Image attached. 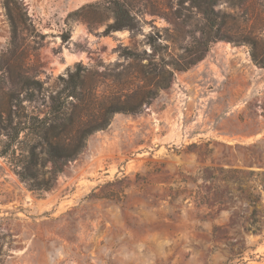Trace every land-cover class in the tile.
<instances>
[{
  "label": "rangeland",
  "instance_id": "1",
  "mask_svg": "<svg viewBox=\"0 0 264 264\" xmlns=\"http://www.w3.org/2000/svg\"><path fill=\"white\" fill-rule=\"evenodd\" d=\"M114 1L0 0V104L14 95L42 117L48 102L25 101L22 77L50 91L77 64L147 71L213 42L141 113L90 135L48 191L0 157V264H264V0H215L209 22L196 4L211 0H118L140 31L106 34Z\"/></svg>",
  "mask_w": 264,
  "mask_h": 264
},
{
  "label": "trees",
  "instance_id": "2",
  "mask_svg": "<svg viewBox=\"0 0 264 264\" xmlns=\"http://www.w3.org/2000/svg\"><path fill=\"white\" fill-rule=\"evenodd\" d=\"M214 3L215 0L196 4L206 22L211 20L210 7ZM5 11L14 41L20 21L8 2ZM111 11L113 22L108 25L106 34L123 30L135 34L140 31L138 21L123 3L114 1ZM68 40V33H63L62 42ZM211 42L213 40L208 34L201 36L197 44L202 52L193 62L169 65L159 59L147 71L141 68L135 70L129 64L122 71L99 73L97 69L77 64L66 78L59 76V83L50 91L43 87V82L22 77L19 83L26 92L25 101H47V112L42 117L27 114L14 95L8 98L6 105L1 103L0 134L5 139L1 144L0 157L8 160L14 174L30 191H48L64 166L82 152L90 135L105 130L115 114L141 113L142 106L150 104L149 99L157 90L170 87L175 71H185L202 59ZM117 52L127 62L139 63L141 58L139 53L125 47H118ZM108 80L110 83H107ZM14 101L16 109L13 111L10 105ZM44 158L51 164L48 172L44 170Z\"/></svg>",
  "mask_w": 264,
  "mask_h": 264
}]
</instances>
